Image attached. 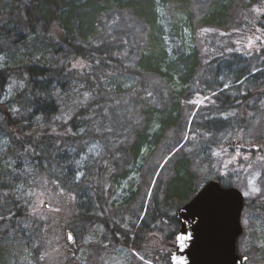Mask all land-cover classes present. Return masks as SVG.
I'll return each instance as SVG.
<instances>
[{
  "label": "trees",
  "instance_id": "obj_1",
  "mask_svg": "<svg viewBox=\"0 0 264 264\" xmlns=\"http://www.w3.org/2000/svg\"><path fill=\"white\" fill-rule=\"evenodd\" d=\"M193 1L11 0L12 8L18 14V24L16 33L10 37V45L29 38H43L51 41L55 55L62 52L72 63L66 62L60 67L25 64L0 69V101L9 79L16 77L26 82L23 93L12 100L19 113L12 114L10 103L0 102V133L8 142L5 155L14 160L29 158L37 164L38 176L46 177L55 190L53 181L60 179L57 174L59 161L69 149L83 150L90 143L102 144V155L89 167V178L85 179V186L91 192L89 200L96 198L105 219L95 217L94 221L103 225L108 247H123L131 252L135 249L152 264H170L169 254L175 240L173 233L177 234L179 230L175 213L209 182V179L200 181L197 178L194 168L196 160L202 156L195 158L193 152L201 150L212 155V152L224 150L225 154L220 152L223 154L221 160L219 157L215 160L224 171H235L230 162L237 150L248 155L246 162L238 160L243 167L241 171L264 163V159H258L264 157V135L252 141L246 139L255 122L258 103L264 97V87L249 84L247 76H242L243 80H238L231 88H224L216 80L219 62L230 61L238 54L251 52L252 61L264 67V15L253 11V2L244 3V0H195L200 5L198 29L200 42L206 44V55L197 54L198 47L188 54L177 47V51L167 56L159 46L161 38L157 37L159 9H171L174 15H181L189 10ZM125 14L130 16L131 23L122 24ZM10 33L7 31V35ZM257 36L260 40H255V46L247 48V38ZM140 37L144 38L142 46L138 45ZM78 60L87 66L72 68ZM110 76L135 80L136 85L128 97L132 102L143 100L140 107L142 126H135L129 114L119 115L116 105L126 103L127 95L116 90L98 95L67 123L46 122L45 115L54 109L53 86L65 87L71 79L77 78L102 87L101 82ZM174 78L185 86L184 90L178 93L166 90L161 94L151 84L158 80L170 86ZM153 116H156L157 128L151 139L145 140ZM37 117L42 120L38 121ZM171 132L178 134L181 156L172 158L173 164L167 170L161 168L156 175L159 179L156 187L135 210L124 213L127 216L121 212L110 214L111 187L116 179H120L117 178L119 175L115 176L117 169L123 168L121 177L128 167L134 171L142 149L156 147ZM184 146L187 148L183 149ZM207 159L203 160L206 165L211 163V159ZM168 164L170 162L166 161L165 166ZM155 172L156 168L150 170L148 179L151 180ZM134 173L142 174L140 170ZM18 177L14 169L0 163V204L7 202L0 214L7 216L6 209L14 214L11 219L0 221V237L3 227L29 219L46 233L41 242V251H45L51 248L52 242L47 240L51 228L48 229L46 219L29 215L32 200L22 204L15 198ZM214 179L224 184L221 177ZM100 181L105 184L101 185ZM233 184L236 186L230 182L226 185ZM4 193L8 195L4 196ZM74 194L77 196L78 191L67 189L61 198L54 196L57 203L63 202V207H67L65 201L69 196L67 200L71 207L67 208L72 216L84 206L88 212H82L83 217H90V202H82L79 207L77 199H71ZM127 204L129 201L126 200L122 205ZM244 209L257 211L264 217V199L251 204L245 200ZM71 234L75 242H79L77 230L73 229Z\"/></svg>",
  "mask_w": 264,
  "mask_h": 264
},
{
  "label": "rangeland",
  "instance_id": "obj_2",
  "mask_svg": "<svg viewBox=\"0 0 264 264\" xmlns=\"http://www.w3.org/2000/svg\"><path fill=\"white\" fill-rule=\"evenodd\" d=\"M245 2L249 4L253 2L252 9L264 8V0H244ZM199 6L194 0L190 4L189 10L185 14L181 12V15H174V11L171 9L169 11L167 8L159 9V31L157 32V37L161 38L159 46L165 50L164 53L167 56L171 55L173 51H177V47L185 54L193 52L198 47L196 50L197 54L206 55L204 52L206 44L200 42L201 33L198 29V20L201 16L199 14ZM247 11H250L249 6H247ZM261 14L264 15V12H261ZM129 23H131L130 16L125 14L122 24ZM17 24L18 14L12 8L11 0H0V56L4 57V60L0 62L4 66L0 67V69L25 64L40 67H60L66 62L72 63V60L66 58L62 52L55 55L51 41L43 38L38 40L29 38L25 42L17 43L14 46L10 45L12 42L10 37L16 33L15 26ZM7 31L11 32L10 35H7ZM143 40L144 38L140 37L139 46L143 45ZM249 55H251V52L243 55L238 54L232 57L230 61L221 60L222 62H219L216 72L217 82L223 87L227 83L229 85L227 88H231L238 80H243L242 76H247L249 84L257 85L260 88L264 87V67H260L259 63L252 61ZM13 81L22 82L24 86L21 88L19 83H17L15 87H12L11 95H9V86ZM103 82H101L102 87H100L99 84L92 85L87 81L74 78L65 87L53 86L51 98L53 99L54 109L51 112L49 110V113L45 115L47 117L46 122L48 124L67 123L82 106L88 104L98 95L116 90L121 94L127 95L126 103L116 105L119 115L124 117L129 114L135 126H142L140 107L143 100H133L132 102L129 100L130 97H128L130 91L136 85L135 80L126 76H110L104 79ZM151 84L157 87L161 94L165 93L166 90H173L178 93L185 88L175 78L170 86L162 84L158 80H153ZM25 88V81L12 77L4 88L2 101L10 103L9 107L11 109L17 108L12 100L22 94ZM84 93H89L86 101ZM80 101H84V103H80ZM12 114L14 113L12 112ZM56 117H60V119H56ZM40 118L38 121L42 120V117ZM148 125L145 140H150L152 134L156 131V116L150 119ZM262 135H264V97L258 103L256 119L249 128L246 139L252 141ZM168 138L166 139L165 137L156 147L147 146L142 149L137 164L133 169L134 171H132V167H128L127 173L124 177H121L120 174L123 168L117 169L115 176L119 175L120 177L117 178L120 179H116L111 187L112 195L109 196L110 199L108 201L111 204L110 214L115 215L118 212H121V215L129 214L135 210L145 196L149 198L152 189L159 182V179H156V175L160 173L161 168L166 169L173 164L170 161L172 158L181 156L178 134L171 132L168 134ZM219 140L220 142L223 141V139ZM102 148V144L90 143L84 146L83 150L69 149L64 158L59 161L57 174L60 179L57 182L53 181V184L56 185L54 190L46 177L38 176L36 163H32L27 157L14 160V158H9L5 155L8 151V142L0 133V163L4 166L7 165L11 170L14 169L19 175L18 183H15V198L19 197L17 200L22 204L29 200H32L34 204L38 199H43L46 203L51 202L52 208H60L59 212H55L50 211L47 207H41L37 212L39 214L36 216L39 219L41 216L45 217L49 225L48 229L51 228V232H48L47 235V240L52 242L51 248H46L47 250L45 251H41L43 249L41 248V242L42 236L46 235V233L41 232L33 221L25 219L3 227L0 237V264H143V261H139L132 255L131 251L123 247H108L106 243L108 236H106L103 225L94 221L95 217L105 220L101 206L96 203L95 197L89 204L90 217H83L82 215V212L86 213L88 211L84 210V206L80 207L81 203L87 201L85 200L87 197L91 198L90 189L85 186V179L89 178L87 170L100 158L103 152ZM186 148L187 146L183 147V149ZM220 152L226 153L224 150L212 152V155L201 150L196 153L193 152L195 158L202 156L196 160L197 164H195L194 168L198 173L197 178L202 181L221 177L225 185L228 182L235 183L236 186L233 185L239 189L248 203L251 204L255 201L263 200L264 163L263 165L251 166L246 171H241L243 167L238 163V160L246 162L247 160L243 157H248V155L241 153L240 156H235V159L230 162L235 171H224L220 163L215 162L218 157V160H221L223 154ZM216 153H219V155H216ZM204 158L207 161L211 159V163L206 165V162L203 161ZM166 161L170 162V164L165 166ZM154 168H156V172L150 180L147 175ZM136 170H140L142 174L134 173ZM81 173L82 175H80ZM77 177L79 178L77 179ZM253 177H255V183L260 188V192L245 196L244 193L249 190L248 181ZM100 183L101 185L105 184L101 181ZM20 185H23V187H18ZM67 189L78 191V195L74 194V197L77 199L80 210L75 211L73 216L68 210L71 207L67 200L69 196H66L65 201L68 208L63 207V202L61 201L57 203L54 196L56 194V196L61 198ZM29 192L36 195L29 196ZM41 193H43L42 197L40 196ZM126 200L129 201V204L122 205ZM25 224L28 225L27 228L23 227ZM241 225L243 233L237 241L239 254L248 257L246 264H264V217L257 211L252 212L249 209H244L241 215ZM73 229H76L80 234V240L71 245L66 241L65 232H71ZM41 255L45 256L43 260L39 258Z\"/></svg>",
  "mask_w": 264,
  "mask_h": 264
},
{
  "label": "water",
  "instance_id": "obj_3",
  "mask_svg": "<svg viewBox=\"0 0 264 264\" xmlns=\"http://www.w3.org/2000/svg\"><path fill=\"white\" fill-rule=\"evenodd\" d=\"M243 208L244 198L238 189L223 187L216 179L207 182L175 213L179 224L176 235L192 238L183 249L178 244L172 246L170 264H176L173 256L186 264H245L237 251Z\"/></svg>",
  "mask_w": 264,
  "mask_h": 264
},
{
  "label": "snow or ice",
  "instance_id": "obj_4",
  "mask_svg": "<svg viewBox=\"0 0 264 264\" xmlns=\"http://www.w3.org/2000/svg\"><path fill=\"white\" fill-rule=\"evenodd\" d=\"M253 11H255L257 13H261V12H264V8H255V9H253ZM255 40H260V37L257 36V37H255V39H253L252 37H248L247 38L246 47L249 48V49L253 48L255 46ZM237 43H240V41H237ZM262 43H264V41H262ZM3 60H4V57L0 56V62H2ZM3 66L4 65L2 63H0V67H3ZM86 66L87 65L83 61H79V60L72 64V68H81L82 69V68H84ZM221 79H223V77H221ZM17 83H19V87H21V88L24 86L22 82L13 81L12 84L9 86V93H8L9 95H11L12 87H15L17 85ZM228 86L229 85L227 83L224 84V88H227ZM149 95H151V94L149 93ZM88 97H89V93H84L85 101L88 99ZM205 99H207V98H205ZM0 102H2V101H0ZM80 103H84V101H80ZM192 103L199 104V103H202V101H192ZM10 111H12L14 114L20 112V110L18 108H12V109H10ZM36 119L40 120L41 118L37 117ZM56 119H60V117H56ZM53 131H55V130L53 129ZM26 151H27V149H26ZM216 155H219V153H216ZM236 156H240L239 150H237ZM243 158L245 160L248 159L247 156H245ZM233 159H235V157H233ZM258 159H264V157H258ZM80 175H82V173ZM78 178L79 177H77V179ZM248 185H249V190L244 193L245 196L254 195V194H257V193L260 192V188L255 183V177H253L252 179H250L248 181ZM18 187L22 188L23 185H20ZM61 192H63V190H61ZM3 195L7 196L8 194L4 193ZM28 195L32 196V195H36V194L32 193V192H29ZM40 196L42 197L43 193H41ZM17 199H19V197H17ZM71 199L74 200L75 197L72 196ZM6 203L7 202L5 201L4 204H6ZM4 204H0V212L5 210L4 209ZM31 207H32V211L29 213V215H32V216L37 215V212L39 211V208H41V207H47L50 211H55V212H59L60 211V208H58V207L57 208H52L51 202H47L46 203L43 199H38V201L36 203L32 204ZM6 211H7L8 215L6 216L4 214H0V221H4L6 219H11L12 215H14L13 213H11L10 209H6ZM40 219H45V217L41 216ZM23 227L27 228L28 225L25 224V225H23ZM173 234L175 235V240L173 241V244L174 245L178 244L181 249L186 247L187 241H189L192 238L190 235H186V234H179V235H176L175 233H173ZM66 239H67V241L70 244L75 243V239H74L73 235L71 234V232L66 234ZM132 255L134 257H136L139 261H143V264H152L151 260L145 259V256L141 255L135 249L132 250ZM39 258L41 260H43L45 258V256L41 255ZM172 259L176 261V264H186L185 260L178 259L175 256H173ZM241 259L243 261H247L248 257L247 256H242Z\"/></svg>",
  "mask_w": 264,
  "mask_h": 264
},
{
  "label": "bare ground",
  "instance_id": "obj_5",
  "mask_svg": "<svg viewBox=\"0 0 264 264\" xmlns=\"http://www.w3.org/2000/svg\"><path fill=\"white\" fill-rule=\"evenodd\" d=\"M85 200H87V201H83V203L89 204V202H90L89 198L87 197Z\"/></svg>",
  "mask_w": 264,
  "mask_h": 264
}]
</instances>
